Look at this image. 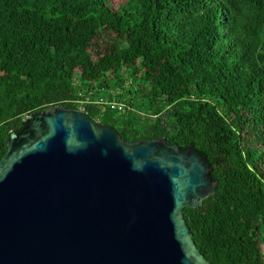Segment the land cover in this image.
<instances>
[{"label":"trees","instance_id":"trees-1","mask_svg":"<svg viewBox=\"0 0 264 264\" xmlns=\"http://www.w3.org/2000/svg\"><path fill=\"white\" fill-rule=\"evenodd\" d=\"M53 106L193 142L218 181L184 211L199 250L264 264V0H0V161Z\"/></svg>","mask_w":264,"mask_h":264},{"label":"water","instance_id":"water-1","mask_svg":"<svg viewBox=\"0 0 264 264\" xmlns=\"http://www.w3.org/2000/svg\"><path fill=\"white\" fill-rule=\"evenodd\" d=\"M192 142L126 141L53 106L10 132L0 161V264H212L185 218L218 181Z\"/></svg>","mask_w":264,"mask_h":264},{"label":"built area","instance_id":"built-area-1","mask_svg":"<svg viewBox=\"0 0 264 264\" xmlns=\"http://www.w3.org/2000/svg\"><path fill=\"white\" fill-rule=\"evenodd\" d=\"M110 103H111L112 107L115 108V109L116 108L121 109L123 107L122 103H119V102H116V101L110 102Z\"/></svg>","mask_w":264,"mask_h":264},{"label":"rangeland","instance_id":"rangeland-1","mask_svg":"<svg viewBox=\"0 0 264 264\" xmlns=\"http://www.w3.org/2000/svg\"><path fill=\"white\" fill-rule=\"evenodd\" d=\"M114 1V3H117L118 1H120V0H113Z\"/></svg>","mask_w":264,"mask_h":264}]
</instances>
